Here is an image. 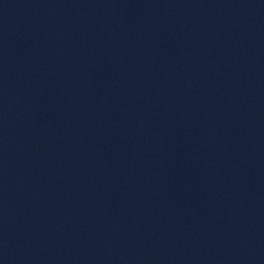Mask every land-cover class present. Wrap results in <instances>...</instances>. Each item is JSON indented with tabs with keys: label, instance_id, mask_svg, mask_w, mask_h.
Returning a JSON list of instances; mask_svg holds the SVG:
<instances>
[{
	"label": "water",
	"instance_id": "1",
	"mask_svg": "<svg viewBox=\"0 0 264 264\" xmlns=\"http://www.w3.org/2000/svg\"><path fill=\"white\" fill-rule=\"evenodd\" d=\"M0 264H264V141L0 81Z\"/></svg>",
	"mask_w": 264,
	"mask_h": 264
}]
</instances>
